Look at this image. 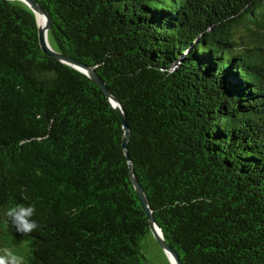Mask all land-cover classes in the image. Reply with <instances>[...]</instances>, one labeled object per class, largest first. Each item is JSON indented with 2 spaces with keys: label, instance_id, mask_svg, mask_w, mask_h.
Segmentation results:
<instances>
[{
  "label": "trees",
  "instance_id": "1",
  "mask_svg": "<svg viewBox=\"0 0 264 264\" xmlns=\"http://www.w3.org/2000/svg\"><path fill=\"white\" fill-rule=\"evenodd\" d=\"M59 53L120 101L128 156L182 264H264V0H36ZM119 112L0 0V210L35 205L28 264H151ZM156 240V239H155Z\"/></svg>",
  "mask_w": 264,
  "mask_h": 264
},
{
  "label": "water",
  "instance_id": "2",
  "mask_svg": "<svg viewBox=\"0 0 264 264\" xmlns=\"http://www.w3.org/2000/svg\"><path fill=\"white\" fill-rule=\"evenodd\" d=\"M11 1H14V0H11ZM19 1H22L23 3H25L35 14L37 25H38L39 42H40V46H41L43 52L45 54H47L48 56H50L51 58L58 60L64 64H67V65L81 71L85 75H87L92 81H94V83L110 99L114 108L119 112L121 120H122L123 128L125 131L124 140H123V148L125 150L126 155L128 156V143L130 140L131 131H130V128L127 124L126 113H125L120 101L117 100L113 96L112 92L108 89L107 85L104 83V81L102 80L100 75L97 73L95 68L84 65V64L80 63L78 60H76L70 56L64 55L62 53H59L56 50H54V48L51 46V44L49 42V38H48V31L51 29L50 15L40 4H38L36 2V0H19ZM38 15L45 17V24L44 25H41L39 23ZM128 160H129V164H130L131 180H132V183L136 189V192H137V194H138V196L142 202L144 211H145V213L149 219V227H150V230H151L154 238L156 239V241L158 242L160 247L164 250V252L167 254V256H168V253L172 256L174 264H182V261H181V258H180L178 251L165 240L162 229L157 225V223L155 221V217L153 215V212L149 206V202H148V199L146 197V193H145L143 187L141 186L140 182L137 180V178L134 175L133 164H132L129 156H128ZM171 264H173V263L171 262Z\"/></svg>",
  "mask_w": 264,
  "mask_h": 264
},
{
  "label": "clouds",
  "instance_id": "3",
  "mask_svg": "<svg viewBox=\"0 0 264 264\" xmlns=\"http://www.w3.org/2000/svg\"><path fill=\"white\" fill-rule=\"evenodd\" d=\"M35 215V205L9 201L0 210V223L5 229L11 226L23 237L31 236L40 227L33 219ZM31 250V240L22 239L18 244L5 241L0 244V264H28Z\"/></svg>",
  "mask_w": 264,
  "mask_h": 264
},
{
  "label": "rangeland",
  "instance_id": "4",
  "mask_svg": "<svg viewBox=\"0 0 264 264\" xmlns=\"http://www.w3.org/2000/svg\"><path fill=\"white\" fill-rule=\"evenodd\" d=\"M146 254L151 264H171L170 259L153 237L145 241Z\"/></svg>",
  "mask_w": 264,
  "mask_h": 264
},
{
  "label": "bare ground",
  "instance_id": "5",
  "mask_svg": "<svg viewBox=\"0 0 264 264\" xmlns=\"http://www.w3.org/2000/svg\"><path fill=\"white\" fill-rule=\"evenodd\" d=\"M38 20H39V23L41 25H44L45 24V17L44 16L38 15ZM168 258L174 264L173 258H172V256L169 253H168Z\"/></svg>",
  "mask_w": 264,
  "mask_h": 264
}]
</instances>
